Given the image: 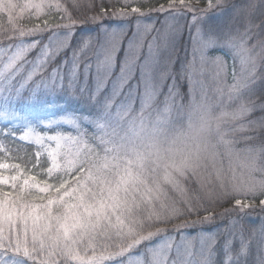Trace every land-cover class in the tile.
<instances>
[{
    "label": "snow or ice",
    "instance_id": "snow-or-ice-1",
    "mask_svg": "<svg viewBox=\"0 0 264 264\" xmlns=\"http://www.w3.org/2000/svg\"><path fill=\"white\" fill-rule=\"evenodd\" d=\"M122 3L0 0V264H264V0Z\"/></svg>",
    "mask_w": 264,
    "mask_h": 264
},
{
    "label": "rangeland",
    "instance_id": "rangeland-1",
    "mask_svg": "<svg viewBox=\"0 0 264 264\" xmlns=\"http://www.w3.org/2000/svg\"><path fill=\"white\" fill-rule=\"evenodd\" d=\"M100 1H107L108 4H112V5H117V8L123 7V3L122 0H100ZM19 2H23V0H19ZM129 2H131V0H129ZM136 2L138 3V5L141 7V10L144 11L145 13H148V17H146L145 19H150L153 23H155L156 27L159 29L162 26V23L165 19V17H167L168 19V23L170 25H173L177 28H179L182 31V37L179 40V44H178V49H179V57L182 59L184 57V52L183 49L184 48H188L189 46V33H188V27L191 26L192 24V20H191V16L192 13H184L181 16H176L175 13L169 14V13H164L161 14L157 11H155V9L159 6V5H165L167 6V4L169 3V0H136ZM177 2H179V0H177ZM186 3H191L194 7V9H196V15L200 16L201 13L199 10L201 9H205L208 6V0H185ZM214 2V0H213ZM242 0H236V3H241ZM152 5L153 8H146L145 6L147 5ZM130 11V9H128ZM257 20L261 19L259 13H257ZM228 19V17H215L213 16V22H222V21H226ZM6 21H4L3 23H6ZM127 23V22H125ZM192 34L193 36L195 35V28H192ZM153 35H155V33H153ZM163 42L161 41V44ZM222 55L224 57V59L227 61L228 66H229V71H231V66H232V59L229 55H226L224 53H219V52H214L212 53V55ZM175 68L178 69L179 68V62H177V64L175 65ZM239 68L238 64H237V69ZM231 75L228 76L227 78V83H231ZM207 85L209 87V89H212L213 87H215V85L212 83L211 79H208L207 81ZM186 91V88H181V92ZM257 93L260 94H264V81H261L259 83H257V85L255 86L254 90H253V94L256 95ZM255 118V116L253 117ZM251 135H258L259 133H248ZM190 136H195V132H192L189 134ZM240 135L242 134H238L237 138L239 139ZM257 139L251 141V143L253 144H259L257 143ZM191 142V141H190ZM166 146V145H165ZM179 147V145H178ZM237 148L242 149L244 147H246L245 143L243 141L239 142L236 145ZM256 200H259V197H257ZM229 205L231 206L232 204V200L228 201ZM231 203V204H230ZM212 205V204H211ZM213 205L216 206H220L223 204L220 203H214ZM258 209V208H257ZM256 209V210H257ZM191 231V230H189ZM198 258V257H196Z\"/></svg>",
    "mask_w": 264,
    "mask_h": 264
},
{
    "label": "trees",
    "instance_id": "trees-1",
    "mask_svg": "<svg viewBox=\"0 0 264 264\" xmlns=\"http://www.w3.org/2000/svg\"><path fill=\"white\" fill-rule=\"evenodd\" d=\"M95 3L97 5L96 10L99 11L100 5L103 4V7L108 8L110 4H108L107 1H100V0H95ZM117 8V5H114ZM146 8H153L152 5H147L145 6ZM6 21V15L0 16V22ZM24 23H29L27 20L24 21ZM255 96H260L264 98V94L257 93ZM76 107V105H73ZM259 113H256L255 116H259ZM257 133V143H260L261 141H264V130H259ZM18 148L21 149L20 155L23 156L25 153H28L29 158H31L32 154V149L24 144H18ZM256 203H259V200H256ZM231 204V203H230ZM209 211L213 212L216 214V219L213 222V224L206 229V231H212L213 229H219L223 230L226 227L229 226L230 222L234 221L236 219L235 214L232 216H222L221 214L224 212L225 208L230 207L229 203L223 204L220 206L216 205H208ZM244 227H258L262 222H264V211H261L257 209L256 211L252 212L249 216L243 217V219L240 221ZM256 239H259V235L257 234Z\"/></svg>",
    "mask_w": 264,
    "mask_h": 264
}]
</instances>
